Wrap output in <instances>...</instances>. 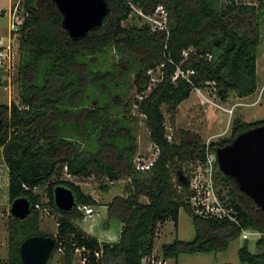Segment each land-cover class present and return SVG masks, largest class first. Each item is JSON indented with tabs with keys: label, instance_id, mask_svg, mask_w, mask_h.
Segmentation results:
<instances>
[{
	"label": "trees",
	"instance_id": "obj_1",
	"mask_svg": "<svg viewBox=\"0 0 264 264\" xmlns=\"http://www.w3.org/2000/svg\"><path fill=\"white\" fill-rule=\"evenodd\" d=\"M106 2L109 15L103 26L77 40L65 30L64 17L52 0L23 2L28 15L19 35L18 79L21 105L28 109L19 110L15 104L1 106L0 149L9 171L11 202L27 198L34 209L42 203L35 190L47 186L49 203L61 218L56 236L41 232L40 211L33 210L26 220L13 218L9 259L4 263L0 258V264H23L21 245L32 236L55 237L56 247L47 264L59 251L64 253L65 264H75L78 250L85 264H164L181 254L225 252L245 230L261 233L259 245L264 248V212L239 189L234 178L219 169L218 162L214 180L221 186L219 197L233 210L236 221L196 213L191 201L195 191L184 164L197 160L205 163L206 143L198 137L188 140L185 135L170 140L163 110L175 112L193 90L206 85L212 84L223 99L231 92L247 98L257 91L258 25L264 0H259L260 6L237 0H132L147 14L158 5L166 7L171 30L168 44L167 35L151 33L149 24L132 14L125 0ZM113 50L139 65L134 84L142 98L134 103L145 117L150 141L160 149L153 166L143 172L134 164L138 146L131 112L114 113L105 106L121 66L114 62L112 70H103L101 63L96 70L98 54ZM185 51H189L187 58ZM162 64L161 80L146 95L151 86L147 72L157 71ZM178 68L185 73L194 71L189 75L191 82L181 75L175 79ZM90 90L98 93L100 105L89 104ZM260 125L264 121L245 123L237 119L231 137L211 143L210 148L216 152ZM66 169L73 177L107 179L110 184L129 180L127 197L114 199L109 207L111 218L123 224L117 243H101L82 231L76 225L83 218L77 209L62 212L57 208L54 189L59 185L74 191L77 206L97 204L78 185L61 178ZM101 187L105 191L110 188L109 184ZM182 208L193 219L196 238L162 244L163 263H159L154 257L159 226L172 221L177 228ZM238 256L243 264H264V251L254 254L247 244L239 249Z\"/></svg>",
	"mask_w": 264,
	"mask_h": 264
},
{
	"label": "rangeland",
	"instance_id": "obj_2",
	"mask_svg": "<svg viewBox=\"0 0 264 264\" xmlns=\"http://www.w3.org/2000/svg\"><path fill=\"white\" fill-rule=\"evenodd\" d=\"M247 5L260 6L259 0H237ZM14 0H0V10H5L6 14H0V37L7 38L10 32V15L9 11ZM260 24L258 31L260 36L259 55L257 60L258 88L257 91L247 97L240 98L234 92L223 99L220 97L218 90L214 86L206 85L200 91L193 90L191 97L184 101L175 112H170L164 108L166 117L167 133L170 140H180L183 135L188 140H194L198 137L203 143L211 144L222 139L229 138L232 135L234 123L240 119L245 123H255L264 121V8L260 9ZM137 18H135V22ZM255 24V22L253 23ZM127 25V23H125ZM251 31L255 32L254 26ZM19 43V39H17ZM17 44V45H18ZM126 58L125 55L113 50L112 52H103L98 54L95 63L101 64L103 70H112L114 62L120 64L121 69L112 86L110 98L106 101L105 106H110L115 113L121 111L131 112L133 117L132 127L136 136L138 151L134 164L139 160L149 162L155 157V148L150 141L149 131L145 122V117L140 114L135 105L136 99H141V95L137 92L134 84L136 71L139 69L137 61ZM160 72L157 70L154 74L155 80L152 87L155 86ZM109 78V76H108ZM11 93L0 86V106H10L15 104L21 105V83L16 78ZM150 88L145 94H149ZM89 104L100 105L98 93L90 90L87 94ZM145 163V162H144ZM209 167L206 163L199 160L195 162H186L184 171L190 177L192 188L196 190V199L192 200V204L198 205L202 201L210 202L213 200L207 194V188L210 187V179L207 172ZM216 167L214 169L215 174ZM64 180H71L78 185L81 190L91 195L97 202L94 208V215L88 220H77L76 225L87 235L97 238L101 243L115 244L120 240L123 230L122 222L117 218H111L109 207L116 198H125V188L129 183L128 179H121L115 183H107V179L98 180L94 177L88 179L71 177L66 174V170L61 174ZM69 178V179H68ZM109 184L110 188L105 191L101 185ZM196 186L198 189H196ZM213 192L219 197V189L221 186L216 184L213 175ZM47 186L37 188L36 193L42 196V203L45 209L40 212V230L42 233L53 234L56 236L58 232V224L61 214L57 213L50 205V199L46 192ZM202 190V193L200 192ZM204 192L206 195H204ZM220 192V191H219ZM226 191H223L225 194ZM220 199V197H219ZM145 202L147 199L142 198ZM220 201V200H219ZM223 205V202L220 201ZM11 200L9 197V171L5 165L2 149H0V258L6 263L9 259V243H10V223L14 218L11 214ZM48 212H50L48 214ZM244 233L248 234V238L243 237ZM240 238L231 242L230 247L225 252L199 253L195 255L181 254L177 260L169 259L165 264H243L240 262L238 251L245 244L248 245L250 252L258 254L264 251L260 248L259 241L262 234L254 230H245ZM196 226L193 219L185 208L180 211L179 224L175 227L174 222L168 221L159 226L156 240L154 257L160 263L163 262L161 246L165 243H172L176 239L185 242H191L196 238ZM50 264H65V256L63 251H59L52 259ZM75 264H85L82 251L75 254Z\"/></svg>",
	"mask_w": 264,
	"mask_h": 264
},
{
	"label": "water",
	"instance_id": "obj_3",
	"mask_svg": "<svg viewBox=\"0 0 264 264\" xmlns=\"http://www.w3.org/2000/svg\"><path fill=\"white\" fill-rule=\"evenodd\" d=\"M64 17L63 25L69 36L80 39L103 26L109 15L106 0H52ZM3 128V109L0 106V132ZM219 169L235 179L239 189L246 193L264 212V125L239 134L230 144L216 150ZM57 208L72 212L76 206V194L65 186L54 189ZM11 214L26 220L32 214L27 198H18L11 204ZM52 236H32L26 239L20 250L23 264H47L56 247Z\"/></svg>",
	"mask_w": 264,
	"mask_h": 264
},
{
	"label": "built area",
	"instance_id": "obj_4",
	"mask_svg": "<svg viewBox=\"0 0 264 264\" xmlns=\"http://www.w3.org/2000/svg\"><path fill=\"white\" fill-rule=\"evenodd\" d=\"M131 7L132 9V14H136L142 18L145 19V21L149 24L150 26V31L151 33H156V32H163L167 35V42H169V38L171 35V30L169 27V12L166 9L164 5H158L153 13H146L142 7H139L135 5L132 0H125ZM23 2L24 0H14V2L11 5L10 9V32L9 36L7 38H2L0 37V86L4 88L5 90L9 91L11 93L12 86L19 76V70H20V44L17 43V39H19L20 35V30L21 27L27 17V13H25L24 8H23ZM5 10H0V14L4 15L6 14L4 12ZM18 44V45H17ZM189 51L184 52V57H188ZM170 61L173 63V61L170 59ZM164 67V64L161 65V67L157 68V70L160 72V75L158 76L157 81L159 82L160 76L162 75L161 69ZM156 71L154 69H151L147 72V75L151 77V86L149 87L151 89L152 84L155 80L154 74ZM191 73H194V71H188L185 73L181 68H178L176 72V77H179L180 75L187 79L189 82H191L189 75ZM156 82V84L158 83ZM195 90L200 91L201 88H196ZM28 108H25L24 106H19V110H27ZM153 147L155 148V157L153 160L146 162L143 160H139L137 164H135L136 170L137 171H146L149 170L156 159L158 158L160 154V149L158 146L152 144ZM206 165L208 168L207 172H209L208 177L210 179V187L207 188V194L209 195V198H205L206 200L211 199V194L213 195V200H210V202H204L203 201L200 204H192L193 208L196 210V213L202 216L206 217H211V216H216L218 218H224V217H229L231 220L236 221V218L234 217V213L232 209H228L224 203L223 205L221 204V199L217 197L214 192H213V175H214V169H215V164L217 163V155L216 152L213 151L210 148V144H206ZM145 162V163H144ZM66 174H67V169H66ZM69 178L73 177L70 174H67ZM68 178V179H69ZM69 181H71L69 179ZM72 182V181H71ZM191 189L192 184L190 183ZM196 189L198 187L196 186ZM195 191V195L192 197L193 199H196L197 192ZM202 193V190L200 191ZM204 195L205 192H204ZM219 196V195H218ZM191 200V201H192ZM220 200V201H219ZM45 208L41 206V204H36L34 206V209L32 208V211H43ZM83 216V221H88L95 213L93 206L90 205H79L76 206V208ZM50 212H48L49 214ZM245 232V231H244ZM243 232V233H244ZM248 234L244 233L243 237L245 239L248 238ZM79 251V250H78ZM85 263V260H84ZM163 263V262H160ZM165 264V262H164Z\"/></svg>",
	"mask_w": 264,
	"mask_h": 264
},
{
	"label": "flooded vegetation",
	"instance_id": "obj_5",
	"mask_svg": "<svg viewBox=\"0 0 264 264\" xmlns=\"http://www.w3.org/2000/svg\"><path fill=\"white\" fill-rule=\"evenodd\" d=\"M250 24H252V23H250Z\"/></svg>",
	"mask_w": 264,
	"mask_h": 264
}]
</instances>
